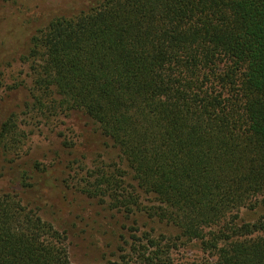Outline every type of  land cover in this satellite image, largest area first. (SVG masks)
<instances>
[{
  "label": "trees",
  "instance_id": "16d2710c",
  "mask_svg": "<svg viewBox=\"0 0 264 264\" xmlns=\"http://www.w3.org/2000/svg\"><path fill=\"white\" fill-rule=\"evenodd\" d=\"M32 52L35 88L96 123L165 226L92 264H264V216L240 217L264 204V0H103L53 18ZM0 264H73L19 191L0 192Z\"/></svg>",
  "mask_w": 264,
  "mask_h": 264
},
{
  "label": "rangeland",
  "instance_id": "374dc122",
  "mask_svg": "<svg viewBox=\"0 0 264 264\" xmlns=\"http://www.w3.org/2000/svg\"><path fill=\"white\" fill-rule=\"evenodd\" d=\"M102 1L0 0V126L8 117L15 124L6 136L10 142L5 145L0 137V192L19 191L35 204L63 233L73 264L105 262L136 229L165 228L139 212L156 200L136 188L118 149L96 123L53 91L43 95L32 82L38 60L33 37L53 18L74 16ZM114 192L134 195L135 210L113 206ZM259 216L264 204L240 213L245 221ZM178 256L203 255L193 245Z\"/></svg>",
  "mask_w": 264,
  "mask_h": 264
}]
</instances>
